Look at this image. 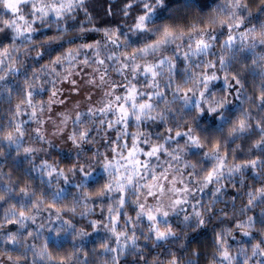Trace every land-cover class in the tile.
Masks as SVG:
<instances>
[{
  "label": "clouds",
  "instance_id": "clouds-1",
  "mask_svg": "<svg viewBox=\"0 0 264 264\" xmlns=\"http://www.w3.org/2000/svg\"><path fill=\"white\" fill-rule=\"evenodd\" d=\"M15 7L0 0V264H264V0ZM130 85L145 108L120 119ZM126 140L159 151L130 164Z\"/></svg>",
  "mask_w": 264,
  "mask_h": 264
},
{
  "label": "snow or ice",
  "instance_id": "snow-or-ice-1",
  "mask_svg": "<svg viewBox=\"0 0 264 264\" xmlns=\"http://www.w3.org/2000/svg\"><path fill=\"white\" fill-rule=\"evenodd\" d=\"M18 2V0H6V3L8 4V7H10L12 9L13 12L16 11V3ZM59 15V12L57 13ZM139 19H143V17H140ZM142 26V25H141ZM231 39V38H230ZM203 41H197V45L202 44ZM70 62V59L69 61ZM87 61L85 60V63ZM144 70L146 72H152L153 75H155V72L153 71L152 67L149 65H145ZM73 83H75V81H73ZM139 95L138 93V89L136 88L135 85H130V86H126V90L124 92V99L121 100V98L119 96H116L114 99L116 101H118L119 103H117L115 105L116 111L120 114V119H126L128 113H129V104H131L132 106H138L139 109L143 110L145 108V103H140L139 105H137V96ZM151 96V93H149V97ZM109 105H105V107H108ZM103 111V109H101ZM109 127H111V122H109ZM83 135V133H82ZM125 143L128 145L127 147V152H126V156H127V161L130 164H136L137 166L140 165V158L137 156L138 152H142L143 155L145 157H149V156H153L155 155L159 149L156 145H151L150 147L147 148H141L138 146V144L135 141H128L126 140ZM147 143V142H145ZM113 147L115 148V144L113 145ZM135 157V159H133ZM147 162L145 161V164ZM56 169L53 168L52 172L49 173V175L51 176L52 173H55ZM212 173H209V176H211ZM54 207V205H53ZM20 217H25V212L22 210L19 213ZM152 213L149 212V216H151ZM113 221H116L118 219V217L113 216L112 217ZM15 222L12 221L10 222V226H12V224H14ZM61 264H63V257H61Z\"/></svg>",
  "mask_w": 264,
  "mask_h": 264
}]
</instances>
